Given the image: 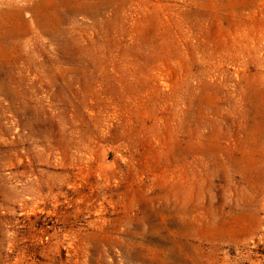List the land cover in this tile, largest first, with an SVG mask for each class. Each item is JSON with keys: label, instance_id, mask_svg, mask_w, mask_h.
Here are the masks:
<instances>
[{"label": "rangeland", "instance_id": "374dc122", "mask_svg": "<svg viewBox=\"0 0 264 264\" xmlns=\"http://www.w3.org/2000/svg\"><path fill=\"white\" fill-rule=\"evenodd\" d=\"M34 3L0 30V264H264V0Z\"/></svg>", "mask_w": 264, "mask_h": 264}, {"label": "bare ground", "instance_id": "6f19581e", "mask_svg": "<svg viewBox=\"0 0 264 264\" xmlns=\"http://www.w3.org/2000/svg\"><path fill=\"white\" fill-rule=\"evenodd\" d=\"M36 5L37 4L34 3V0H0V30H6L8 23L12 19H16L24 28L28 27L29 23L27 20H25L24 17V12L27 10L30 12L29 15H31L32 17L31 18V21L33 22L32 24H34L38 16V11H37L38 6L36 7ZM70 10L72 11V9ZM187 137H190L189 133L187 134ZM195 155L196 154L186 149L184 164L186 169L185 177L187 180L186 181L187 184L192 183L190 179V174L192 173V170L190 169V167H192V164L197 159ZM183 210H184L183 212H185V210L187 209H183Z\"/></svg>", "mask_w": 264, "mask_h": 264}]
</instances>
